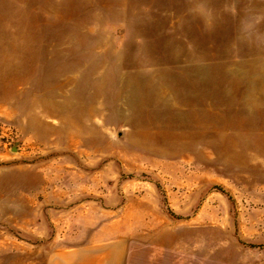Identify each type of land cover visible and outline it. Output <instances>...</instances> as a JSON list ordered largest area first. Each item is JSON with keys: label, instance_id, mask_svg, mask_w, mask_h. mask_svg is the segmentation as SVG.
Returning a JSON list of instances; mask_svg holds the SVG:
<instances>
[{"label": "rangeland", "instance_id": "rangeland-1", "mask_svg": "<svg viewBox=\"0 0 264 264\" xmlns=\"http://www.w3.org/2000/svg\"><path fill=\"white\" fill-rule=\"evenodd\" d=\"M0 6V264H264L253 41L203 0Z\"/></svg>", "mask_w": 264, "mask_h": 264}, {"label": "crops", "instance_id": "crops-1", "mask_svg": "<svg viewBox=\"0 0 264 264\" xmlns=\"http://www.w3.org/2000/svg\"><path fill=\"white\" fill-rule=\"evenodd\" d=\"M203 3V31H211L218 40L253 41L255 48L251 55L264 58V0H203Z\"/></svg>", "mask_w": 264, "mask_h": 264}]
</instances>
